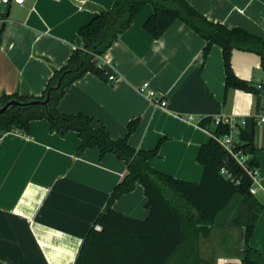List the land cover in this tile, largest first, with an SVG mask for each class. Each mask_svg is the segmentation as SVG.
Segmentation results:
<instances>
[{
    "label": "crops",
    "instance_id": "obj_1",
    "mask_svg": "<svg viewBox=\"0 0 264 264\" xmlns=\"http://www.w3.org/2000/svg\"><path fill=\"white\" fill-rule=\"evenodd\" d=\"M114 1L12 4L0 45V97L41 95L53 71L64 67L74 52L80 28ZM187 1L212 22L264 39V0ZM153 11L152 5L144 6L132 26L103 57L95 59L107 79L86 74L67 88L60 112L94 117L96 126L104 125L113 139L124 137L127 124L139 118L130 144L138 150L159 145L158 155L149 161L151 167L194 183L203 175L198 152L216 129L215 123L206 129L199 122L236 117V136L243 131L251 138L248 153L259 179L256 196L264 204V99L259 102L257 95L241 89L226 94L222 48L214 44L204 61L205 41L184 22H174L154 39L143 28ZM231 64L238 78L258 88L264 84L257 53L234 50ZM111 74L114 81L108 79ZM144 82L166 94V109L156 108L138 91ZM79 145L77 132L52 133L47 120L33 121L29 135L8 132L3 136L0 261L4 264H75L86 235L127 169L114 154L101 157L98 147L78 156ZM146 204L144 188L137 184L114 202L113 209L142 221L149 215ZM249 244L264 253V209ZM225 257L219 256L217 264H225Z\"/></svg>",
    "mask_w": 264,
    "mask_h": 264
},
{
    "label": "trees",
    "instance_id": "obj_2",
    "mask_svg": "<svg viewBox=\"0 0 264 264\" xmlns=\"http://www.w3.org/2000/svg\"><path fill=\"white\" fill-rule=\"evenodd\" d=\"M148 4L154 9L143 25L149 35L159 39L174 22H184L205 41L204 61L214 44L222 48L226 94L232 89H241L257 95L259 102L263 101L264 84L258 88L238 78L232 68L231 56L234 50L255 52L261 57L264 70V39L243 29H229L208 20L187 0H115L110 9H101L80 28L74 52L64 67L53 71L41 95L3 94L0 97V107L11 100L30 102L49 98L46 105L12 107L0 116V131L29 135L33 121L47 120L52 133L60 136L71 131L78 133V156L88 148L98 147L101 157L111 153L126 163V174L114 187L105 209L86 235L75 264H211L201 256L200 238L208 237L213 229L226 225L242 229L241 264H264V253L249 244L264 204L250 191L251 177L215 138L198 152L197 161L203 166V175L199 183H194L151 167L149 161L158 155L159 145L153 150H138L130 144L139 118L127 124L124 137L113 139L104 125L96 126L94 117L83 112L65 114L59 110L67 88L86 74L107 79L95 59L106 54ZM212 123H215L214 119L206 118L199 125L207 129ZM229 132V125L220 123L213 134L222 136ZM239 141L244 150L251 147V138L243 131L239 133ZM251 165L256 166L254 161ZM223 167L239 180V184L221 174ZM137 184L144 188L149 209L148 217L142 221L113 209L114 202L134 191ZM235 202L243 207L244 219L240 221L236 217L232 220L234 223H229L225 216ZM97 224L101 225V231L95 229ZM0 264L4 263L0 261Z\"/></svg>",
    "mask_w": 264,
    "mask_h": 264
},
{
    "label": "built area",
    "instance_id": "obj_3",
    "mask_svg": "<svg viewBox=\"0 0 264 264\" xmlns=\"http://www.w3.org/2000/svg\"><path fill=\"white\" fill-rule=\"evenodd\" d=\"M26 0H0V30L4 23L7 22V11L12 4L22 5ZM103 57V56H102ZM100 58V57H97ZM109 62V61H108ZM99 68H101L98 65ZM109 81H114L116 79L114 74L108 76ZM138 91L145 95L156 108L166 109L168 101L166 99V94L160 93L150 87L148 82H144L138 87ZM191 119V118H190ZM264 122V117H262ZM226 124L230 127V132L228 134L217 136L212 134V138H215L222 147H224L230 156L247 172V174L253 180V185L250 189L253 195H256L259 191V179H258V168L251 165V159L249 157L248 150H244L241 147L239 138L235 134L236 126L239 124V119L236 117H219L215 120V124ZM5 132L0 131V141L2 140ZM221 174L228 180L236 182L239 184V180H236L232 173L226 168L221 169ZM95 229L98 231L102 230L101 225H95Z\"/></svg>",
    "mask_w": 264,
    "mask_h": 264
},
{
    "label": "rangeland",
    "instance_id": "obj_4",
    "mask_svg": "<svg viewBox=\"0 0 264 264\" xmlns=\"http://www.w3.org/2000/svg\"><path fill=\"white\" fill-rule=\"evenodd\" d=\"M242 211L243 207L239 206L238 202H235L230 208L229 214L225 216V220L227 221L228 219L229 223H234L232 220L237 217L236 219L242 221L244 219ZM241 241L242 229L240 227L232 228L226 225L223 229L220 227L215 228L208 237L200 238L199 247L201 256L211 264H217L218 258L221 255L227 258L225 264H241L240 260H236L240 255L239 246Z\"/></svg>",
    "mask_w": 264,
    "mask_h": 264
},
{
    "label": "water",
    "instance_id": "obj_5",
    "mask_svg": "<svg viewBox=\"0 0 264 264\" xmlns=\"http://www.w3.org/2000/svg\"><path fill=\"white\" fill-rule=\"evenodd\" d=\"M10 15V8L7 11V18ZM6 28V23L3 24L1 30H0V45L2 43V35L5 31ZM60 85V83H59ZM49 98H46L43 101H30V102H19L17 100H11L10 102H8L6 105L0 107V116L5 114L6 112H8L12 107L14 106H18V107H30L33 106L35 104H43L46 105L48 103Z\"/></svg>",
    "mask_w": 264,
    "mask_h": 264
}]
</instances>
